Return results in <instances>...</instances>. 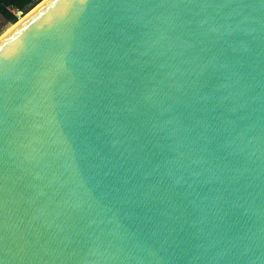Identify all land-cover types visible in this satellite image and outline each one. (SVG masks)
Wrapping results in <instances>:
<instances>
[{
  "label": "water",
  "instance_id": "obj_1",
  "mask_svg": "<svg viewBox=\"0 0 264 264\" xmlns=\"http://www.w3.org/2000/svg\"><path fill=\"white\" fill-rule=\"evenodd\" d=\"M23 16L0 36V264H264V0Z\"/></svg>",
  "mask_w": 264,
  "mask_h": 264
},
{
  "label": "trees",
  "instance_id": "obj_2",
  "mask_svg": "<svg viewBox=\"0 0 264 264\" xmlns=\"http://www.w3.org/2000/svg\"><path fill=\"white\" fill-rule=\"evenodd\" d=\"M41 0H0V14L11 24L27 13ZM20 15V17H19Z\"/></svg>",
  "mask_w": 264,
  "mask_h": 264
},
{
  "label": "rangeland",
  "instance_id": "obj_3",
  "mask_svg": "<svg viewBox=\"0 0 264 264\" xmlns=\"http://www.w3.org/2000/svg\"><path fill=\"white\" fill-rule=\"evenodd\" d=\"M20 16V15H19ZM23 17V15H21V17L19 18V20ZM13 24H11L10 22L6 21L0 14V36L2 34H4L5 32H7Z\"/></svg>",
  "mask_w": 264,
  "mask_h": 264
},
{
  "label": "bare ground",
  "instance_id": "obj_4",
  "mask_svg": "<svg viewBox=\"0 0 264 264\" xmlns=\"http://www.w3.org/2000/svg\"><path fill=\"white\" fill-rule=\"evenodd\" d=\"M25 16H26V15H25ZM23 18H24V16H23L20 20H22ZM4 34H5V33H4ZM2 35H3V34H2ZM2 35H1V36H2Z\"/></svg>",
  "mask_w": 264,
  "mask_h": 264
},
{
  "label": "clouds",
  "instance_id": "obj_5",
  "mask_svg": "<svg viewBox=\"0 0 264 264\" xmlns=\"http://www.w3.org/2000/svg\"><path fill=\"white\" fill-rule=\"evenodd\" d=\"M20 17V16H19Z\"/></svg>",
  "mask_w": 264,
  "mask_h": 264
}]
</instances>
